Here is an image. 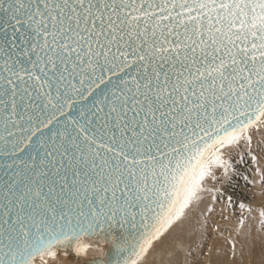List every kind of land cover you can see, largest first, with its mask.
I'll return each mask as SVG.
<instances>
[{
  "label": "snow or ice",
  "instance_id": "6c2138e0",
  "mask_svg": "<svg viewBox=\"0 0 264 264\" xmlns=\"http://www.w3.org/2000/svg\"><path fill=\"white\" fill-rule=\"evenodd\" d=\"M262 128L264 0H0V264H143L225 197V150L264 189Z\"/></svg>",
  "mask_w": 264,
  "mask_h": 264
},
{
  "label": "bare ground",
  "instance_id": "6f19581e",
  "mask_svg": "<svg viewBox=\"0 0 264 264\" xmlns=\"http://www.w3.org/2000/svg\"><path fill=\"white\" fill-rule=\"evenodd\" d=\"M257 134L262 135L261 137H264V128H262L259 132H257ZM235 149L236 148L234 147V148L225 150L224 158L227 159V157L231 155L230 153H232V151H234ZM237 149H240V152L244 151L243 145ZM246 156L244 157V162H239L237 166L238 167L237 170L239 172H236V173H246L248 172V170L253 171V169L255 168V166L252 165L251 160H248L249 158L247 157L248 158L247 159ZM239 161H240V157H239ZM234 178H237V177L234 176ZM223 183L224 181L222 183H217L215 184V187H218ZM232 184L233 182H230V186ZM206 186L209 188H212L213 182L209 179L208 181H206ZM259 192L264 196V189ZM197 203L198 202H195L191 207L197 206ZM213 209L214 211L211 213H209L208 211L203 212L202 210L199 213H195V212H192L190 209H188L186 218L184 219L183 223L178 226H175L173 229H171L168 233L165 234V236L162 238L160 242L155 243L153 249L150 250L143 264H175L176 262L181 263L183 261L190 263L192 262V259H198V258L202 259V262L195 263V264H221V263L226 264V262H228L227 259L229 258L230 252L233 253V250H232L233 243L236 246L235 254L239 256H241L240 254H242V259H240V261L243 260V256H244V258L246 257L247 259H250V261L252 260L251 263L253 262L261 263L262 257L259 254H257L258 251L256 250L254 246H253L254 249L250 251V246L248 243H251L254 241L255 244L256 243L261 244V242H264V227H261L262 232L261 231L256 232V230L254 229L250 230V227H249L250 231H246L245 229L240 227L241 225L239 222L242 219L237 216L236 210H233L231 212V214L233 215L232 219L227 220L225 222H221L219 224L218 230L221 232H224V231L230 232L231 237L233 238V243L232 244L227 243L228 238L225 235L217 236V241L219 243H222V246L218 249V251H220L221 253H224V255L218 258L214 262L215 255H214V252L212 251V248L215 247L216 249V245L218 244H215V241H214L216 237V233L212 231L211 222L216 221L217 219H220L222 213H221L220 208L215 205L213 206ZM245 215L244 217H246ZM245 220L247 219L245 218ZM221 227L225 228V230H221ZM85 243H88V242L85 241ZM91 244H92V247L89 249V251L84 256L92 255L94 251L95 253L98 254V256L100 254H102L103 256L104 251H105L104 243H100V244L91 243ZM240 247L243 249V252L239 250ZM63 255L64 254L62 253L57 256H63ZM57 256L55 257L56 261L58 260ZM247 256H249V258ZM63 257L61 259L59 257L60 259L58 260L59 264H81L80 261L70 260L67 256L65 258ZM80 259L84 260L85 258L83 259V256H82V258ZM47 260H49V258H46V261ZM34 264H39V263L34 261ZM51 264L53 263L51 262ZM234 264H236V262Z\"/></svg>",
  "mask_w": 264,
  "mask_h": 264
},
{
  "label": "rangeland",
  "instance_id": "374dc122",
  "mask_svg": "<svg viewBox=\"0 0 264 264\" xmlns=\"http://www.w3.org/2000/svg\"><path fill=\"white\" fill-rule=\"evenodd\" d=\"M252 136H253V148H256V146L259 144V142L262 139H264V137H261L262 135H258L255 130H253ZM243 149H244V151L240 152V149L236 148L234 151H232V153H230L231 155H229L227 157V159H229V157H231L229 159V162L234 166L235 172L231 174V180L224 181L223 184H221L220 186L216 187V188H220L221 191H224L226 193L225 197L220 198L218 202L213 203L211 193L205 192L202 195V198H203L202 201L198 202L197 206L190 207V210L192 212H195V213H199V212H201V210L203 212H205V211H207L208 207L213 208L214 205L219 207L220 210H221V213H222L221 218L217 219L216 221L211 222L212 231H214L216 233V237H215L214 241H215V244H218V245H216V249H215V247L212 248V251L214 252V255H215L214 256L215 257L214 262L218 258H220L221 256L224 255V253H221L220 251H218V249L222 246V243H219L217 241V236L225 235L228 238L227 243H229V244L233 243V238L231 237V233L230 232H225V231L221 232V231L218 230L219 224L221 222H225V221L230 220V219L233 218L232 217L233 215L231 214V212L233 210H236L237 216L245 221V223H244L245 225L240 226V227H242L246 231H250L251 229L252 230L254 229V230H256V232H258V231L262 232V230H261L262 226H261V224L259 222L258 216H256V215L250 216L247 211H243L242 212L240 207H239L240 203H244L246 205V207L247 206L259 207L262 203H264V196L259 192V191H262L263 189H262L261 185L259 183H257V181L259 180V177L255 175V170H256L257 166H255L253 171L248 170V172H246V173H236V172H239L237 170V168H238L237 166H238V164L240 162L239 161V157L241 155H244V157L247 155L246 158L248 157L249 159L248 158L247 159L251 160L250 157L248 156L247 148L246 147L244 148V146H243ZM260 165L264 166V161H261ZM244 175H247L249 177V180L253 181V183L252 184H247L244 181V179H243ZM234 176H236L237 178H234ZM230 182H233V184L231 186H230ZM228 186H230V187H228ZM227 195H232L233 196V203L231 205L228 204ZM244 215L246 217H244ZM245 218L247 220H245ZM223 227H221V230H225V228H223ZM249 227H250V230H249ZM235 234H236V232H235ZM248 244L250 246V251H252L254 249V247L256 248V250L258 251L257 254H259L262 257L261 263H258V262L251 263L252 260L250 261V259H247L246 257H245L246 258L245 259L244 256H243V260L240 261V259H242V254H240L241 256H239V255H236V254L233 255V253L230 252L229 258L227 259L228 262H226V264H231V263L234 264L235 262H236V264H240V263L241 264H264V242H261V244L260 243H256L255 244L254 241H253V242L248 243ZM239 250L241 252H243V249L241 247L239 248ZM63 256H57V259L60 260L62 257L63 258L66 257L65 255H63ZM94 256H98V254L95 253V251L92 253V255L83 256V259L84 258L86 259V257L87 258H91V257H94ZM249 256H247V257L249 258ZM59 257H60V259H59ZM99 257H102V254H100ZM239 257H241V258H239ZM80 258H82V257H80ZM49 260H50V258H49ZM49 260L46 261V264H51V262L53 264H56V263L59 264V261L58 260L56 261L55 258H51V260L50 261ZM36 262L41 264L39 258H37ZM200 262H202V259L198 258V259H192V262H190V263H188L186 261H183L181 263L179 262V264H195V263H200ZM175 264H177V262ZM221 264H224V263H221Z\"/></svg>",
  "mask_w": 264,
  "mask_h": 264
},
{
  "label": "water",
  "instance_id": "95a60500",
  "mask_svg": "<svg viewBox=\"0 0 264 264\" xmlns=\"http://www.w3.org/2000/svg\"><path fill=\"white\" fill-rule=\"evenodd\" d=\"M102 89H103V86H101V89H98V90H97V94H99V93L101 92ZM91 103H92V98H89L88 101L84 102L85 109H86L88 106H90ZM72 115H73L74 117H77V118H78V111H74V112L72 113ZM2 173H3V170L0 169V176H2ZM87 242L96 244V243L93 242V241H87ZM104 245H105V251H104V254H103L102 257L94 256V257H91V258H86V259H84V260H81L79 257H75V256H67V257H68L70 260H77V261H80L81 264H92L93 261L107 260L108 257H107L106 254L109 252L110 245H108V244H104ZM62 253H63V251L58 252L57 255H60V254H62ZM114 259H115V257L112 256V260H114Z\"/></svg>",
  "mask_w": 264,
  "mask_h": 264
}]
</instances>
